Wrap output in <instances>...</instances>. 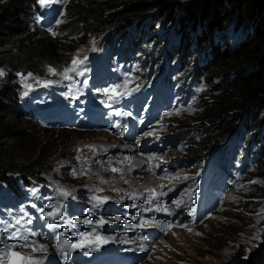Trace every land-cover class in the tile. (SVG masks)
Here are the masks:
<instances>
[{
  "label": "rangeland",
  "instance_id": "1",
  "mask_svg": "<svg viewBox=\"0 0 264 264\" xmlns=\"http://www.w3.org/2000/svg\"><path fill=\"white\" fill-rule=\"evenodd\" d=\"M119 3L122 1L113 6ZM89 4V0L38 3L30 37L34 44L39 42L35 45L41 50L61 57H51L54 63L49 69L54 72L49 71L41 80H26V90L35 95L29 100L34 107L71 121L66 129L47 128L43 135L52 143L43 145L50 149L48 155L60 158L76 154L69 160L62 157L53 168L44 169L28 182L30 185L17 191L10 192L7 182L0 183V255L8 246L16 245L13 250L25 257L42 260L43 264H64L61 241L71 245L74 241L108 239L119 245L124 239L114 230L122 228L126 214L133 210L130 199L158 190L168 202L171 223L136 264H223L229 253L242 247L253 256L254 264H264V176L251 165L241 166L240 160L234 164L220 155L217 145L227 141L202 142L210 119L203 116L205 91L192 88L193 96L201 92L196 98L170 105L165 102L166 96L152 98L153 87L139 76V48L131 50L135 56L131 65L122 63V58L118 65L109 64V55L99 48L97 33L81 26L73 10ZM115 12L104 10L101 16L107 19ZM129 54L126 56L130 58ZM73 60L77 61L75 66ZM150 65L151 71L155 70V61ZM161 66L164 70L166 63L162 61ZM73 67L74 71L65 73ZM91 97H96L92 103L130 110L134 120L141 123L137 141L132 138L125 142L99 122L101 116L82 117V104ZM22 124L24 130L36 135L32 124ZM64 141L70 149L60 146ZM101 145H108L109 153L121 155L97 157V165L91 167L92 156L97 150L102 152ZM39 148L47 154L48 150ZM128 150L133 152L129 154ZM212 162L227 169L219 181L222 184L213 188L221 189L215 196L205 194L204 188ZM57 189L69 195L64 197ZM96 195L107 197L108 205L97 202ZM94 204L97 207L93 208ZM41 209L61 215L45 217ZM86 219L93 223H83ZM101 220L103 225L99 224ZM49 224L54 226L49 228ZM33 248L44 250L33 252ZM9 261L8 256L0 264Z\"/></svg>",
  "mask_w": 264,
  "mask_h": 264
},
{
  "label": "trees",
  "instance_id": "2",
  "mask_svg": "<svg viewBox=\"0 0 264 264\" xmlns=\"http://www.w3.org/2000/svg\"><path fill=\"white\" fill-rule=\"evenodd\" d=\"M180 1L89 0L88 6L73 10L81 26H89L109 45L124 41L128 46L133 40L144 41L146 46L152 43L144 54L140 73L144 81L153 83L159 76L155 70L149 74L148 56L159 61L166 50L173 61L162 78L167 95L180 99L188 84L201 85L205 91L203 116L210 119L202 142L229 139L237 143L238 160L264 176V0ZM38 3L0 0V69L4 72L0 76V183L7 182L8 190L14 189L17 180L26 183L62 157L76 154L48 155L50 149L43 144L52 141L43 135L49 127L44 116L21 108L25 102L20 96L21 79L28 74L43 77L46 66L54 63L51 57H61L41 50L30 37ZM110 9L116 12L107 19L101 16ZM23 122L32 124L37 136L24 130ZM67 143L59 144L70 149ZM242 249L229 253L223 264H253V256Z\"/></svg>",
  "mask_w": 264,
  "mask_h": 264
},
{
  "label": "snow or ice",
  "instance_id": "3",
  "mask_svg": "<svg viewBox=\"0 0 264 264\" xmlns=\"http://www.w3.org/2000/svg\"><path fill=\"white\" fill-rule=\"evenodd\" d=\"M39 2L41 4H46L48 2V0H39ZM77 63L76 60H73V65L75 66ZM50 72H54L53 69H49ZM71 71H74V67L73 68H67L65 69V73L67 72H71ZM4 75V72L3 70H0V76H3ZM61 75H64V73H61ZM68 77L65 75V79H67ZM150 133L146 134V135H149ZM115 171V169H114ZM58 192H60V194L64 197H67L69 194L65 191H63L62 189H57ZM155 198V197H153ZM107 198H104V200H106ZM104 200H101L100 201V204H103L104 203ZM174 203H178L177 201H173ZM51 207V206H50ZM97 207V205H93V208ZM132 207H136V205H132ZM159 210V208L157 209ZM88 211H92V209H88ZM41 212L42 214L45 216V217H49V218H57L61 215V212H55V214H53V212H43V209H41ZM117 219H119V217H117ZM18 224L20 223L19 220L16 221ZM83 223L85 224H91L93 223L92 220L90 219H86L83 221ZM103 223H105L103 220H101L99 222L100 225H103ZM54 225L52 224H49L48 227L49 228H52ZM62 235V234H61ZM81 236H84L86 235V233H81L80 234ZM65 243H67L65 241ZM21 247H23V245H21ZM79 247H85V245L81 244L79 245ZM16 248V245H10L8 246L7 249L4 250L3 254L0 255V262H2L3 260L7 259V257L10 255L11 257H14L16 258L14 261H9V264H43V261L42 260H35L34 258L32 257H25L21 254V252L19 251H14L13 249ZM44 249L42 248H33L32 251L33 252H38V251H43ZM60 250L63 251V247L61 246L60 247Z\"/></svg>",
  "mask_w": 264,
  "mask_h": 264
},
{
  "label": "bare ground",
  "instance_id": "4",
  "mask_svg": "<svg viewBox=\"0 0 264 264\" xmlns=\"http://www.w3.org/2000/svg\"><path fill=\"white\" fill-rule=\"evenodd\" d=\"M160 17V16H159ZM36 18V15L35 16H33V19H35ZM158 18V17H157ZM158 20V19H157ZM161 21V20H160ZM71 22V21H70ZM69 25H71V24H69ZM66 27V26H65ZM85 30H87L86 28H85ZM72 31V30H71ZM73 32V31H72ZM86 32V31H85ZM82 38V37H81ZM63 39V38H62ZM72 41V40H71ZM65 46V45H64ZM69 46V45H68ZM72 46V45H71ZM70 50V49H69ZM66 51V50H65ZM68 51V50H67ZM206 59V58H205ZM199 77V76H198ZM199 78H197V80H198ZM191 85L190 84H188L187 86H186V88L185 89H183V91H182V93H181V98L182 99H184V100H189L188 98H191V97H193V98H196L201 92H200V90H199V92L197 93V95L196 96H193V92L195 91V90H193L192 88H189ZM207 92V91H206ZM247 133V132H246ZM247 134H245V136H246ZM99 150H101L102 152H100V151H98L97 150V154L98 155H100L101 157H108V156H110V153H109V150H108V145H101L100 147H99ZM232 151V146H231V149H230V152ZM30 152H32V151H30ZM36 155V154H35ZM93 158H95V156H93ZM34 159H36V158H34ZM216 162V161H215ZM36 163V162H35ZM41 173V172H40ZM134 187V186H133ZM154 200V199H153ZM154 202H155V200H154ZM20 250V249H19ZM254 255V254H253ZM256 257V256H255Z\"/></svg>",
  "mask_w": 264,
  "mask_h": 264
}]
</instances>
